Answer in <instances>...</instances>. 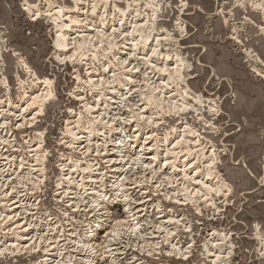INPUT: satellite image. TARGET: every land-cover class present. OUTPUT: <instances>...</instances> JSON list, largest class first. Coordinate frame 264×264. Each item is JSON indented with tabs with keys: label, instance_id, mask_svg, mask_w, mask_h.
<instances>
[{
	"label": "bare ground",
	"instance_id": "6f19581e",
	"mask_svg": "<svg viewBox=\"0 0 264 264\" xmlns=\"http://www.w3.org/2000/svg\"><path fill=\"white\" fill-rule=\"evenodd\" d=\"M163 1L166 4V0H74V8L69 9L66 5L47 0L43 12L40 7L42 1L32 4L30 0H24L22 10L27 15L37 21L42 17L48 18L56 29V60L70 64L81 63L78 65L86 61L89 65L84 76L87 86L91 89L102 87L94 105L83 104L84 113L92 116L99 112V101L102 100L105 104H117L118 99H122V103H131L130 99L137 92L140 104L131 103L126 106L122 113L125 123L118 118L119 114L109 117L111 111L105 107L106 104V109L101 114L92 116L91 121L82 122L83 118L79 113L76 120L66 124L65 136L60 145L71 154L68 162L59 160L62 174L56 182L59 190L56 196L59 195L58 203L64 200L66 202V210L60 211V220L48 212L36 213L37 205L40 206L41 203L35 204L32 201L36 191L46 188L49 183L45 163L50 154L46 157L47 151L40 138L39 145L34 148L30 146L32 149L29 151L33 154L30 156L34 159L32 162L36 163L35 166H41V169L29 172L23 170L24 173L20 170L13 172L15 161L14 156L10 154L13 150L5 148L9 145L8 148L13 149L14 146L10 141L12 136H9L5 129L6 121L3 115L4 112L10 111L0 106V201L2 208H7L5 212H8L0 217V261L10 255L22 256L36 251L43 253L40 258L42 264H95L97 256L110 258L113 264H150L146 256L163 255L170 260L175 258L187 261L193 257L195 241L186 244L183 240L180 241L178 228L187 222L183 223L186 220L178 217L175 212L163 213L161 198L169 200L177 208H194L199 217H203L207 211H213L214 218H210L213 221L224 212V208L230 206L229 197L233 188L218 171L217 148L210 139L208 144H204L208 129L218 128L216 120L222 114V105H218L217 101L211 98L206 99L190 88L188 73L194 68L193 64L182 56L180 46V41L188 36V28L179 19L175 34L180 39L167 28H159V21L162 20L160 15L164 14L161 13L165 7ZM235 2L245 7V20L248 16L247 6L261 11L264 15V0ZM168 6L171 7L170 4H167ZM188 6V3H185L181 14L185 15ZM109 7H113V17H120V25L116 24V27H112L113 30L109 28L112 32L108 34L92 22L91 16L95 17L100 13L99 20L104 28L109 22H113L111 20L107 23L104 20L109 13ZM234 8L236 9L237 5L232 8V12ZM249 21L257 27L255 22L250 19ZM128 22L130 30L125 32L127 27L124 26ZM262 28L259 31H262L264 36ZM1 42L0 61L4 52ZM238 44L243 45L241 41ZM127 45L133 52L128 51L129 54L124 58L125 52L121 50L126 49ZM87 47L93 48L94 54L89 55L92 60L82 58L85 57L84 51ZM147 49L149 52L145 55ZM137 52L143 53V57L137 58ZM241 52L246 55L247 63L253 60L257 65H264L252 49H242ZM99 54H103V57ZM14 56L19 57V54L14 52ZM104 59H110L119 66L121 73H124L122 75H125L124 80L119 79L122 75L116 74V71L110 68L112 63L108 65V61L105 64ZM141 60V65H144L146 70L142 74L144 85L137 88V91L133 83L138 73L141 74V69L139 63L135 65V62ZM19 62L29 75L27 83H21L24 99H30L19 115L24 119L19 127L25 124L31 127L44 115L45 105L55 99L56 95L51 79H41L24 59L20 58ZM102 63L104 65H101ZM99 65L103 67L102 72L96 70ZM1 66L0 64V73ZM110 72L113 73L109 74ZM212 72L214 73L213 70ZM77 74L78 78L75 79L84 80L79 71ZM259 77L264 80V73L260 70ZM111 78L121 87H125L127 92L121 94L117 86H111L114 83L109 82ZM27 84L38 89L32 98L25 89ZM3 85L9 88L5 78ZM77 97L78 101H84L82 96ZM32 108H37L36 112L25 120L23 113ZM190 114L194 115L197 124L195 121L191 123L184 119V125L179 127V132L168 131L159 134L152 130L160 128L167 122L166 119ZM192 115L189 116L190 119ZM209 119L212 120L211 123ZM203 120L205 123H200ZM199 124L204 126L201 128ZM173 129L177 128L174 126L171 130ZM173 133L175 137L169 139ZM168 142H173L172 147H167ZM138 147H141L140 151ZM163 151L164 156L161 155ZM76 155L84 156L85 161L76 160ZM160 159H163L162 166L166 167L170 175L161 176V168L158 167ZM128 161H131L133 166L141 167L140 170H124ZM25 163H19V169H24ZM248 172L254 177L252 172ZM12 175L14 177H11ZM120 188L122 191L117 195ZM257 190L254 189L250 193L253 194ZM155 198L159 200L155 201ZM118 200L124 202L125 217L115 220V224L106 230L99 240L98 231L94 227L102 228L103 223L113 221L114 215L111 216L110 210ZM155 209V220L148 223V213L154 212ZM200 223L198 225H204ZM184 229V233L192 235L194 232L192 226H185ZM257 230L255 241H258L259 255L264 257V227L259 228L257 225ZM9 234L13 236L5 243L6 239L2 236L6 238ZM232 240V234L221 232L215 227L205 239V261L208 264H231L235 257L234 247H229Z\"/></svg>",
	"mask_w": 264,
	"mask_h": 264
},
{
	"label": "rangeland",
	"instance_id": "374dc122",
	"mask_svg": "<svg viewBox=\"0 0 264 264\" xmlns=\"http://www.w3.org/2000/svg\"><path fill=\"white\" fill-rule=\"evenodd\" d=\"M30 1L32 4H39L42 1L40 7L43 12L45 11L47 0ZM52 1L63 6L66 5L69 9L74 8V0ZM23 3L24 0H0V41H2L1 48L4 51L0 61L2 65L0 73V106L10 111L8 113L4 112L3 115L6 121L5 129L9 136H12L10 141L14 146L12 149V147L8 148L9 145L5 144L7 146L5 149L13 150L10 151L15 161V167L12 168L13 172L17 173L20 170L21 173H24V171L29 172L34 169L40 170L41 166H35L36 163L32 162L34 159L30 156L33 154L30 153L29 149L38 146L39 139L41 138L45 145V151H47L46 157L47 154H50L46 158L45 163L46 177L49 183L46 188L37 190L36 193H38H35V204L41 203L40 206L37 205L38 209L35 212H48V214H52L60 220L62 218L61 212L66 210V207H64L66 206V202L65 200L64 202H57V196L59 195L56 196V193L59 190H57L56 182L59 180L60 174H62L59 160L63 159L66 160L65 162H68L69 154H71L70 151L60 145L65 136L66 124H69L72 120H76L79 117V113L82 115V122H89L92 120V116L101 114L106 109L105 107L111 111L108 114L109 117L113 114H119L118 118L125 123V120H123L125 116H122V113L126 110L128 104L137 103L139 105L140 96H138L139 92L135 93L133 98L130 99L131 103L126 101V103H122V99L120 100L121 102L118 99L119 103H106V105L102 100L99 101V112L94 113L92 116L84 113L83 111L85 110L82 109L83 104L89 103V105H94V100H97L98 94L101 93L99 90L101 91L102 87L91 89L87 86V80L84 76L87 73L89 65H87L86 61L82 65H78L81 63L76 64L74 62L70 64L56 60V29L50 24V20H47L48 18L42 17L37 21L34 20V17L33 19L30 15H27L22 10ZM185 3H188L189 6L184 15L181 12ZM167 4H170L171 7H167ZM163 5L165 6H163L164 12L162 10L161 13L164 14L160 15L162 20L159 21V28H167L175 34V29L178 28L176 23H179V19L188 28V36L183 41H180V46H182V56L193 64L194 68L188 73L190 88L194 92L203 95L206 99L211 98L217 101L218 105L219 103L222 105V114L216 120L218 128L217 130L213 128L208 129L205 134L207 138H205L204 144H208V139H210L212 144L217 148V153H219L218 171L223 175L226 183L233 188V192L229 197L230 206L224 208V212L216 216L217 220L215 219L214 221L210 220V218H214L213 211H207L203 217H199L194 208L186 210H184V207L177 208L169 200L166 201L163 197H160V206L163 213L175 212L178 217L186 220L183 223L187 222V224L185 223L182 227L178 228V238L180 241L183 240L185 244L195 241L193 243H195L196 247L192 260L188 261L174 258L170 260L165 256H148L147 259L150 261V264H208L205 261L204 253L205 239L217 227L221 232L229 235L232 234L233 240L230 242L229 247H234L235 257L231 264H264V257L259 255L260 248L258 241H255V235L258 231L257 225L259 228L261 226L264 227V186H260L261 178L264 175V80L259 77V70L264 73V65L260 63L257 65L253 60H249L247 63L246 55L241 52L242 49L248 50L250 48L264 63V36L263 32L261 31L260 33L259 31L264 26V15L261 11H255L252 9L253 7L247 6L246 11L248 12V16L245 20V7L242 6L243 9L235 0H166V4L163 1ZM233 5H237V8H234V12H232ZM142 7L144 8V4H142ZM112 8L109 7V13L106 14L104 20L107 23L111 20L113 22H109L104 28L101 27L102 24L99 20L100 13L95 15V17L91 16L92 22L97 27L99 26L98 28L104 31V33L107 32L108 34L112 32L111 29L113 30L112 27H116V24L120 25V17L118 15L113 17ZM248 18L255 22L257 27L256 25H252ZM261 25L262 27H260ZM129 26V22L124 26L125 28L127 27L125 32L130 30ZM175 37L180 39L176 34ZM119 39L124 42L121 37ZM239 41L245 47L238 44ZM121 51L125 52V55L123 54L124 58L127 57L129 52H133L128 45L126 49ZM14 52L18 53L19 57L14 56ZM147 52H149V49L146 50L145 55ZM84 53L85 57L83 56L82 58L92 60V56H89L90 54H94L92 47H87ZM142 54H136V57H143ZM99 56L103 57V54H99ZM20 58L24 59L41 79H51L54 94L56 95L55 99L50 100L45 105L44 115L40 116L31 127L26 124L23 127H19L24 122L23 116L20 117L19 115H21L22 108L25 107L24 105L30 100L24 99L23 96V83H27L29 75L22 68V64L19 62ZM252 58L255 59L254 57ZM103 61H105V64L109 61L108 65L112 63L110 68L114 69L116 74H124L121 73L119 66L115 65L116 63L112 62V60L104 59ZM137 62L139 63L141 74L138 73L137 78H135L137 81L134 80L133 84L136 88L134 89L138 91L139 89L137 88L144 85L142 74L145 72L146 67L141 65L142 60L136 61L135 65H137ZM103 63L101 65H104ZM115 68H118V70ZM96 70L102 72L103 67L99 65ZM78 71L84 80L75 79L78 78ZM112 73L110 72L109 74ZM124 77L125 75H122L119 79L124 80ZM3 78L8 82L9 88L3 85ZM110 81L114 82L112 78ZM111 86H117L121 94L127 92V89L118 85V82H114ZM36 88L28 84L25 86L31 98L33 94H36L38 90ZM77 96H82L84 101H78ZM109 104L111 105L108 106ZM36 110L37 108H32L30 111L24 112L25 120L32 117ZM190 115L166 119L167 122H164L160 128L157 127L152 130H156L159 134L168 131L179 132V127L184 125V119L191 123L195 121L197 124L194 115L191 116L192 119H190ZM205 117L207 118L206 115ZM209 122L211 123L212 120L209 119ZM200 123H205V120L200 121ZM174 126L177 129L171 130ZM203 126L201 125L200 127L202 128ZM220 127L222 128L221 130ZM174 137L173 133L169 139ZM173 142H168L167 147H172ZM5 145L3 144V146ZM116 145H118L117 142ZM138 150L140 151L141 147H138ZM164 152H161L162 156H164ZM76 157V160L85 161L84 156L76 155ZM130 162H126L124 170L134 169L138 172L141 167L133 166ZM19 163H25L24 169H19ZM74 163L75 160H73ZM128 165L131 167H128ZM162 165L163 159H160L158 167L161 168L159 171L162 174L161 176L170 175L169 171L165 169L166 167ZM248 171L252 172L254 177ZM14 175L11 177H14ZM252 189L258 190L251 194ZM121 191L122 189L120 188L117 195H120ZM157 200L159 199L155 198V201ZM123 203L118 200L113 205L115 207H111V216L114 215L112 222L108 224L99 223L102 224V228L94 227L98 232L102 229L101 234L98 235L99 240L104 235V232L115 224V220L117 221L125 217L126 213L124 212ZM6 209L2 208L0 201V217H3L1 214L8 213L5 212ZM155 213L156 209L154 212L148 213L150 216L148 223L155 220ZM199 222L204 225H198ZM185 226L194 227L192 235L184 233L186 231L184 229ZM7 236L6 238L2 236L6 239L5 243H8L13 235L9 234ZM190 237L192 240H190ZM41 255L43 256V253L41 254V252L37 251L32 256L29 254L28 256L15 259L18 255L14 254L0 261V264H42L40 262ZM112 262L113 260L107 258L106 262L102 263L98 261L97 264H113Z\"/></svg>",
	"mask_w": 264,
	"mask_h": 264
},
{
	"label": "built area",
	"instance_id": "2783aa9c",
	"mask_svg": "<svg viewBox=\"0 0 264 264\" xmlns=\"http://www.w3.org/2000/svg\"><path fill=\"white\" fill-rule=\"evenodd\" d=\"M263 160H264V158H263ZM262 180H261V184H264V175H263V177L261 178ZM260 184V186L262 187V186H264V185H261ZM33 203H35V200H34V198H33ZM117 204V203H116ZM112 207H115V206H112ZM50 212V211H49ZM112 215V214H111ZM101 231H102V229L97 233V235H99V234H101ZM105 233V232H104ZM37 252V251H36ZM30 254V256H32V254L33 253H28V254H26V255H22V256H17L15 259H17L18 257H25V256H28ZM35 254V253H34ZM42 254V253H41ZM42 256V255H41ZM163 256H165V255H163ZM147 258H148V256H146ZM166 257V256H165ZM167 258V257H166ZM14 259V260H15ZM172 259V258H171ZM175 259V258H174ZM192 259V258H191ZM106 260H107V258H104L103 256H97V259H96V262H95V264H97V262L98 261H101L102 263L103 262H106ZM180 260H183V259H180ZM184 261V260H183ZM187 261H188V259H187Z\"/></svg>",
	"mask_w": 264,
	"mask_h": 264
},
{
	"label": "trees",
	"instance_id": "16d2710c",
	"mask_svg": "<svg viewBox=\"0 0 264 264\" xmlns=\"http://www.w3.org/2000/svg\"><path fill=\"white\" fill-rule=\"evenodd\" d=\"M252 190H254V189H252ZM249 191H251V190H249Z\"/></svg>",
	"mask_w": 264,
	"mask_h": 264
}]
</instances>
